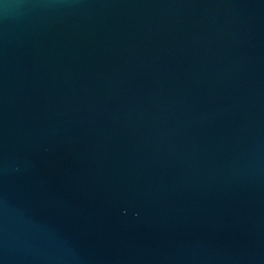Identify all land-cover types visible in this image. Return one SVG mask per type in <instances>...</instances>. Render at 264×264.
<instances>
[{"label":"water","instance_id":"1","mask_svg":"<svg viewBox=\"0 0 264 264\" xmlns=\"http://www.w3.org/2000/svg\"><path fill=\"white\" fill-rule=\"evenodd\" d=\"M0 264H264V0H0Z\"/></svg>","mask_w":264,"mask_h":264}]
</instances>
